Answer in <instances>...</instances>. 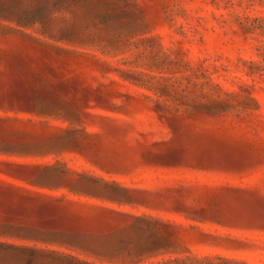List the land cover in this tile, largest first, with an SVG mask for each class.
<instances>
[{
	"label": "rangeland",
	"instance_id": "1",
	"mask_svg": "<svg viewBox=\"0 0 264 264\" xmlns=\"http://www.w3.org/2000/svg\"><path fill=\"white\" fill-rule=\"evenodd\" d=\"M0 264H264V0H0Z\"/></svg>",
	"mask_w": 264,
	"mask_h": 264
}]
</instances>
